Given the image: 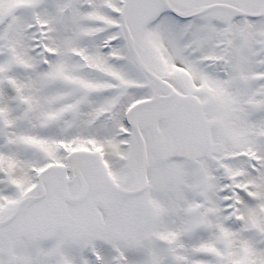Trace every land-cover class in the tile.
<instances>
[{"label":"snow or ice","instance_id":"6c2138e0","mask_svg":"<svg viewBox=\"0 0 264 264\" xmlns=\"http://www.w3.org/2000/svg\"><path fill=\"white\" fill-rule=\"evenodd\" d=\"M0 264H264V0H0Z\"/></svg>","mask_w":264,"mask_h":264}]
</instances>
